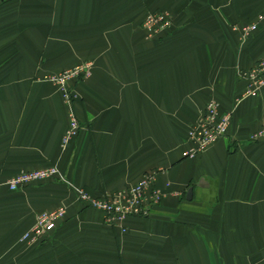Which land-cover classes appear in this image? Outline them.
<instances>
[{
	"label": "crops",
	"instance_id": "obj_1",
	"mask_svg": "<svg viewBox=\"0 0 264 264\" xmlns=\"http://www.w3.org/2000/svg\"><path fill=\"white\" fill-rule=\"evenodd\" d=\"M153 12L172 26L150 40ZM261 58L264 0H0V264H264V90L241 99L236 72ZM86 62L69 83L80 130L62 150L68 111L45 77ZM210 99L231 114L227 134L186 156ZM48 166L63 181L5 184ZM148 172L162 202L125 232L76 200ZM61 206L52 231L23 237Z\"/></svg>",
	"mask_w": 264,
	"mask_h": 264
},
{
	"label": "built area",
	"instance_id": "obj_2",
	"mask_svg": "<svg viewBox=\"0 0 264 264\" xmlns=\"http://www.w3.org/2000/svg\"><path fill=\"white\" fill-rule=\"evenodd\" d=\"M172 26V18L166 12L148 13L142 28L148 39H157L165 34ZM255 27L241 29L245 38ZM237 30L236 27H233ZM92 64L89 62L78 64L61 72L50 74L45 81L53 84L60 94L63 104L68 111V126L61 138V149L65 150L69 142L77 136L80 125L74 114L73 101L75 92L70 88V81L85 79L90 75ZM238 78L246 83L241 99L264 90V58L258 60L251 69L239 71ZM231 120L230 113H222L220 105L215 99H210L200 118L193 123L186 135V156H198L208 150L219 139L227 134ZM263 134V131L259 133ZM155 173H145L135 184L118 190L112 194L98 197L90 196L82 189L75 190L76 200L87 208L101 213L103 223L118 227L122 232L127 231L125 221L130 217H148L152 210L163 199L162 192L155 186ZM61 180L56 166L20 171L5 182L10 191L24 189L26 186L46 180ZM66 214L65 206L50 211L39 212L34 217V223L23 234L29 242H36L46 233L52 231Z\"/></svg>",
	"mask_w": 264,
	"mask_h": 264
},
{
	"label": "rangeland",
	"instance_id": "obj_3",
	"mask_svg": "<svg viewBox=\"0 0 264 264\" xmlns=\"http://www.w3.org/2000/svg\"><path fill=\"white\" fill-rule=\"evenodd\" d=\"M259 25H260V20H259V21H256V22H253V23H250V24H247V25H245V26H242L241 28L244 29V28L255 27L254 30H252V31L249 33V34H251L252 32H254V31L257 30V28H258ZM246 38H247V36H246ZM242 39H244V38L242 37ZM261 59H263V58H261ZM259 60H260V59H259ZM257 61H258V60H257ZM257 61H256V62H257ZM256 62H255V63H256ZM253 66H254V65H253ZM253 66H252V67H253ZM249 69H251V68H249ZM249 69H247V70H249ZM247 70H245V71H247ZM239 71H242V70L237 69V70H236L237 74H238Z\"/></svg>",
	"mask_w": 264,
	"mask_h": 264
}]
</instances>
